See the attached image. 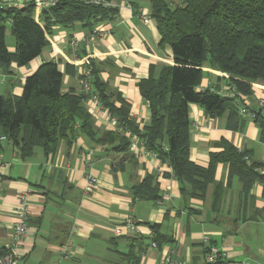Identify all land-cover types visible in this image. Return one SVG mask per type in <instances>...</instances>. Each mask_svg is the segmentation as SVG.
Returning <instances> with one entry per match:
<instances>
[{"label": "crops", "instance_id": "1", "mask_svg": "<svg viewBox=\"0 0 264 264\" xmlns=\"http://www.w3.org/2000/svg\"><path fill=\"white\" fill-rule=\"evenodd\" d=\"M34 1L13 0L14 5L8 8H21ZM105 2L114 10L112 15L90 27L83 23L53 25L40 56L24 67L13 63L6 72H0V96L20 97L25 78L46 62H54L62 74L63 94L70 90L82 94L81 83L86 74L91 80L88 68L94 63L110 100L120 97L129 107L131 121L140 129L148 125L150 110L139 94L138 83L150 72L157 76L161 67L173 65L170 50L160 45L149 0ZM165 2L174 9L184 0ZM140 12L147 23L141 20ZM40 15L41 10L35 7L37 22ZM94 30L97 34L91 39ZM11 37L5 36L10 52L15 45ZM72 41L77 43L75 51L70 46ZM201 71L197 91L214 90L223 96L230 90L227 74L207 64ZM251 86L252 93L235 102L238 110L245 107L255 111L257 102L264 99V82ZM88 99L86 96L83 106L91 115L93 129L98 134L115 131L106 112ZM188 117L189 160L195 165L207 167L209 154L220 152L223 141L264 164V134L254 120L240 113L209 118L193 104L188 106ZM1 146L0 264H4L1 260L12 237L14 206L21 194L27 195L28 230L15 264H56L58 250L69 238L74 256L60 264H160L168 250H173L182 264H204L210 247L226 251L227 264H264L262 186L254 183L244 198L241 182L235 177L229 179L226 165L215 169L214 182L224 194L220 209L213 212L214 185L208 187L203 201H187L170 167L150 154L116 151L84 135H77L69 146L60 141L55 154L49 156L35 148L32 156L22 159L10 142L3 141ZM90 150L94 154L86 161ZM261 172L264 174V169ZM89 173L97 184L86 193L83 179ZM146 177L152 179L159 197L156 201L133 196V188Z\"/></svg>", "mask_w": 264, "mask_h": 264}, {"label": "trees", "instance_id": "2", "mask_svg": "<svg viewBox=\"0 0 264 264\" xmlns=\"http://www.w3.org/2000/svg\"><path fill=\"white\" fill-rule=\"evenodd\" d=\"M149 3L160 45L168 46L173 65L161 67L157 76L150 72L147 79L138 83L139 94L150 110L148 125L140 129L131 121L129 107L120 97L110 100L97 68L90 63L91 94L117 120L115 131L98 134L83 106L86 96L73 90L63 94L62 74L54 62H46L25 78L20 97L0 96V138L5 137L25 159L32 156L35 148H41L45 156L54 155L60 141L69 146L77 135L124 152L129 149V135H133L147 152L170 167L187 201H203L208 187L214 185L211 211L218 212L224 194L214 182L219 164L228 167L229 179L235 177L241 182L244 198L256 182L261 184L264 198V164L252 161L249 152L223 141L220 152L209 154L207 167L189 160L188 117L191 104L213 119L240 111L235 103L239 97L197 91L201 69L206 64L227 74L229 85L239 96H249L252 83L264 82V0H184L182 6L174 9L165 0ZM34 8L30 2L21 8L0 9V72H6L13 63L24 67L40 56L48 45L47 36L53 25L83 23L90 27L114 13L103 5L57 0L55 6L41 11L37 22ZM7 22L15 42L12 52L5 44ZM254 121L264 134V117L256 113ZM1 149L0 141V152ZM132 191L136 199H159L150 177ZM151 228L155 231L156 227Z\"/></svg>", "mask_w": 264, "mask_h": 264}, {"label": "built area", "instance_id": "3", "mask_svg": "<svg viewBox=\"0 0 264 264\" xmlns=\"http://www.w3.org/2000/svg\"><path fill=\"white\" fill-rule=\"evenodd\" d=\"M13 0H0V9H5L8 7H11L14 5ZM88 4H92L94 6L98 5H103V6H108V4L105 2V0H86L85 1ZM57 4V0H35L34 1V6L37 7L39 10H44L50 7H53ZM141 15V20L144 23H147V18L144 15L143 12H140ZM97 34V31H93L91 34V39L95 37ZM71 49L75 51L77 49V43L72 41L71 44ZM82 94L87 96L91 104L99 109H102L104 112H106L107 115V120L115 127H117V120L114 117H111L107 110L102 106V104L99 102L98 98L96 95L91 94V86L88 82V75H85L84 80L82 81ZM211 92H216L214 90H210ZM217 93V92H216ZM226 98H236V97H242L239 96L236 90L231 87L230 90L223 95ZM256 113H259L261 116L264 117V99H260L257 102V109L255 111ZM240 115L246 116L250 118L251 120H254L255 114L253 112H250L247 108L242 107L240 108L239 111ZM129 150L133 152H137L138 154L145 155V154H150L151 156L155 157V154L147 152L143 146L139 143L138 139L133 136L129 135ZM0 141H7L5 137H1ZM93 151H88L86 154V161H90L91 157L93 156ZM97 184V179L92 175V174H87L84 176L83 179V189L84 192L86 193H91L94 188L96 187ZM14 221L11 226L12 229V237L10 242L6 245L5 247V254L2 257V262L4 264H15L16 260L19 259V254L18 251L22 247L25 241V237L27 234V220L29 216V210L27 207V195L26 194H21L15 203L14 206ZM129 229V227H126ZM119 233L120 230H117ZM152 247L155 248L156 244L153 243ZM58 256H59V261L56 264H60L61 261H65L68 259L73 258L74 256V246L71 238L67 239L66 242L59 248L58 250ZM228 257V254L224 250H219L215 247H210L205 255H204V264H227L226 259ZM160 264H182L177 258L175 257V253L173 250H168L167 252L164 253L160 260ZM237 264H243V263H237Z\"/></svg>", "mask_w": 264, "mask_h": 264}, {"label": "rangeland", "instance_id": "4", "mask_svg": "<svg viewBox=\"0 0 264 264\" xmlns=\"http://www.w3.org/2000/svg\"><path fill=\"white\" fill-rule=\"evenodd\" d=\"M5 36H6V38H10L11 37V35H10V33H9V28H7L6 30H5ZM12 38V40H13V42H14V38L13 37H11Z\"/></svg>", "mask_w": 264, "mask_h": 264}, {"label": "water", "instance_id": "5", "mask_svg": "<svg viewBox=\"0 0 264 264\" xmlns=\"http://www.w3.org/2000/svg\"><path fill=\"white\" fill-rule=\"evenodd\" d=\"M0 256H1V251H0Z\"/></svg>", "mask_w": 264, "mask_h": 264}]
</instances>
